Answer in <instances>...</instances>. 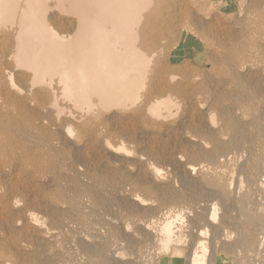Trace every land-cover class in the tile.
Wrapping results in <instances>:
<instances>
[{
    "label": "rangeland",
    "instance_id": "374dc122",
    "mask_svg": "<svg viewBox=\"0 0 264 264\" xmlns=\"http://www.w3.org/2000/svg\"><path fill=\"white\" fill-rule=\"evenodd\" d=\"M173 3L176 22L171 27L161 24L167 29L160 25L154 31L163 44L156 39L158 46L148 68L167 71L175 78L171 82L167 75L164 81L153 76L138 90L134 103L99 106L94 116L81 122L63 115L60 130L32 132L38 119L50 118L33 107L10 118L13 123L7 135L12 151L5 165L28 173L17 182L0 173L4 192L0 205L6 210L0 217V252L8 264L51 262L21 248L29 244L52 249L47 238L37 236L24 215L27 211L37 214L45 227L60 232L59 244L69 256H55L59 264H189V253L199 240L205 246L203 264H264V199L248 188L252 177L246 172L247 166L255 165L253 160L246 161L254 151L251 146L264 148V128L259 127L264 120V76H259L264 69V0ZM219 78L226 80L219 82ZM13 82L24 88L16 73ZM245 89L248 96L232 103L249 118L254 115L249 126L255 132L217 142L210 118L223 131L242 126L232 108L219 106ZM153 96L166 103L160 116L148 112ZM35 100L41 104V94ZM190 136L202 138L207 147H198ZM245 145L250 151L234 168L230 187L234 189L238 182L249 193L237 201L227 196L230 190L223 191L213 175L204 178L205 189L195 181L196 170L187 172L189 165H211L220 152ZM149 166L165 176L155 177ZM121 190L136 192L139 202L130 201ZM210 206L215 208L212 221L206 218ZM168 208L179 209L181 219L176 223L178 244L165 250L153 245L149 230L130 223L155 221ZM110 219H117L116 223L109 224ZM120 221L130 224L127 231ZM200 229L203 234L195 236ZM67 236L73 237L69 243ZM156 248L164 251L155 254Z\"/></svg>",
    "mask_w": 264,
    "mask_h": 264
},
{
    "label": "bare ground",
    "instance_id": "6f19581e",
    "mask_svg": "<svg viewBox=\"0 0 264 264\" xmlns=\"http://www.w3.org/2000/svg\"><path fill=\"white\" fill-rule=\"evenodd\" d=\"M175 11L173 0H0V173L14 182L28 173L27 170L21 173L19 168L5 165L6 157L12 151V142L7 135V128L13 123L10 118L26 114L29 112L27 108L33 107L36 113L46 112L50 115V118L38 119L31 127L32 132L60 130L64 128L61 120L63 115L81 122L86 117L94 116L99 106L120 102L134 103L138 90L153 76L163 80L167 75L171 82L174 76L167 71L160 69L150 72L151 69L148 68L156 53V46L163 44L158 40L161 36L157 35L158 39L154 37V31L161 24L171 27ZM172 38L168 37V40ZM156 41L158 45H155ZM159 47L162 49L161 45ZM14 73L23 79L24 88L13 82ZM259 76H264V69L259 71ZM225 80L226 78L218 79L219 82ZM38 94L43 98L41 104L35 100V95ZM189 94L196 99L195 93ZM246 95L247 89L241 90L232 96L231 101L219 106L232 108L234 119L244 123L239 128H233L232 131L227 128L223 131L222 126L213 117L210 118L217 142L229 141L233 137L242 139L255 132L249 126L254 115L249 118L238 105L232 103V100ZM164 105L166 103L153 96L148 112L153 116H160ZM259 127L264 128V120L259 122ZM66 131L71 132L69 128ZM189 139L200 148L207 147L206 142L198 136H190ZM251 147L254 151L246 161L253 160L255 165L246 167L247 174L252 177L248 188L252 187L264 199V148ZM117 150L124 148L117 147ZM248 151L250 147L245 145L240 150L236 147L220 152L213 164L199 165L197 168L189 165L187 172L196 170L195 181L205 189L208 188V183L204 178L213 175L222 190L228 187L227 190L230 191L227 196L230 195L237 201L247 195L249 189H244L238 182L234 189L230 187L234 178L233 170ZM149 170L157 178L165 176L154 166H149ZM71 171L80 173L77 169ZM122 192L130 201L139 202L136 192L121 190L120 193ZM3 197L4 192L0 187V201ZM12 203L15 205L17 199L14 198ZM210 208L206 217L208 221L215 217V208ZM5 213L4 206L0 205V217ZM24 215L38 231L37 236H43L52 243V249L44 250L21 244L23 250H31L37 258L50 260V264H59L54 261L57 255L69 256L59 244V231L45 227L35 213L27 211ZM159 215L155 221L142 223L133 220L130 224L149 230L153 245L166 250L171 244H178L175 233L179 232L176 223L181 219V214L179 209L168 208ZM116 220L110 219L108 223L114 224ZM120 224L126 231L130 225L126 221H120ZM203 232L200 229L195 236H201ZM67 237L65 241L69 243L73 237ZM81 239L87 240L86 237ZM163 251L156 248L154 253ZM116 252L113 251V254L117 255ZM204 252L203 241L199 240L189 253V264H203ZM0 262L8 264V259L2 252Z\"/></svg>",
    "mask_w": 264,
    "mask_h": 264
}]
</instances>
